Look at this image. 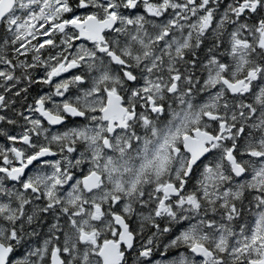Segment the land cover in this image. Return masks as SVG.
Masks as SVG:
<instances>
[{
  "label": "snow or ice",
  "instance_id": "1",
  "mask_svg": "<svg viewBox=\"0 0 264 264\" xmlns=\"http://www.w3.org/2000/svg\"><path fill=\"white\" fill-rule=\"evenodd\" d=\"M0 264H264V0H0Z\"/></svg>",
  "mask_w": 264,
  "mask_h": 264
}]
</instances>
